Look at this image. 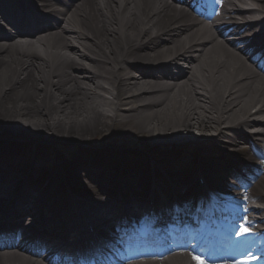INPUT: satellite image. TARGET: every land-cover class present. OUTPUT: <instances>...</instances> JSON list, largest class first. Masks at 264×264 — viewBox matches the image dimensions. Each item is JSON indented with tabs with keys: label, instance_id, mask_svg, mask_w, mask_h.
Instances as JSON below:
<instances>
[{
	"label": "bare ground",
	"instance_id": "6f19581e",
	"mask_svg": "<svg viewBox=\"0 0 264 264\" xmlns=\"http://www.w3.org/2000/svg\"><path fill=\"white\" fill-rule=\"evenodd\" d=\"M163 1L0 0V23L22 36L36 33L44 44L22 49L0 40V195L2 184L13 195L24 186L8 206L0 199V210H16L0 218V229L22 234L6 238L11 247L34 250L28 240L40 237L55 250L76 249L81 240L108 234L106 217L112 228L134 211L160 206L145 194L138 198L139 191L128 193L134 185L171 183L165 194H155L160 201L171 192L180 198L222 195V177L241 171L259 180L251 194L260 204L236 217L249 231L264 224V86L246 72L255 67L241 52L257 58L254 48L264 46V32L255 29L264 27V0L225 5L229 18L217 24L218 39L211 31L201 34L185 10L173 14ZM8 35L0 28V37ZM254 125L263 128L244 131ZM226 140L245 142L236 154L255 165L236 163L234 153L220 147L228 146ZM168 147L181 150L165 152ZM200 169L203 184L197 181ZM30 188L35 191L28 198ZM127 198L132 210L121 204ZM140 198L143 204H137ZM34 207L39 214L27 216V224H4ZM85 214L89 219L79 222L73 242L68 220L73 224ZM48 225L61 232L51 233ZM0 264L17 262L0 258Z\"/></svg>",
	"mask_w": 264,
	"mask_h": 264
},
{
	"label": "snow or ice",
	"instance_id": "6c2138e0",
	"mask_svg": "<svg viewBox=\"0 0 264 264\" xmlns=\"http://www.w3.org/2000/svg\"><path fill=\"white\" fill-rule=\"evenodd\" d=\"M249 232V229L243 224L240 225V231L237 233L238 235H244ZM193 259L197 262V264H206V261L202 259L201 256L194 255Z\"/></svg>",
	"mask_w": 264,
	"mask_h": 264
},
{
	"label": "rangeland",
	"instance_id": "374dc122",
	"mask_svg": "<svg viewBox=\"0 0 264 264\" xmlns=\"http://www.w3.org/2000/svg\"><path fill=\"white\" fill-rule=\"evenodd\" d=\"M110 144H114V145H115V144H116V142H115V141H113V143H110ZM4 186H5V185H4Z\"/></svg>",
	"mask_w": 264,
	"mask_h": 264
}]
</instances>
